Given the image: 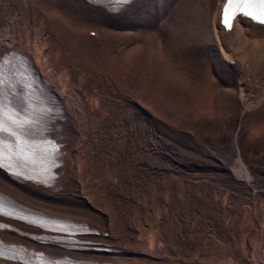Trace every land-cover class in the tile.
Instances as JSON below:
<instances>
[{"label":"bare ground","instance_id":"1","mask_svg":"<svg viewBox=\"0 0 264 264\" xmlns=\"http://www.w3.org/2000/svg\"><path fill=\"white\" fill-rule=\"evenodd\" d=\"M224 1L132 0L121 8L86 0H0V58L8 55L6 60L17 64L25 77L23 88L5 85L4 92L15 91L21 118L31 122L27 129H41L28 140L30 160L13 157L0 167V199L6 203H0V242L5 253L22 248L43 252L52 261L71 258L87 264H120L121 259L141 264H264V201L258 204L253 198L249 206H240L219 186L210 188L163 166L136 163L130 171L126 166L131 163L122 165L115 155L121 151L129 157L128 144L136 132L125 119L153 113L147 112L140 90L129 95L122 79L138 55L147 52L158 61L169 55V36L178 28L193 31L196 40L210 47V68L223 84L220 102L225 97L236 100L232 93L248 87V72L260 67L255 77L264 76V26L238 19L231 33L225 31L220 23ZM148 8L150 13L134 19ZM114 36L122 40L111 46ZM216 47L231 53L220 56ZM30 64L38 85L57 96L61 117L54 118L49 101L41 99L40 105L32 94ZM121 103H129L128 110ZM43 109L51 114L44 117ZM62 141L70 146L58 161L46 142L51 146ZM20 166L28 173L43 168L52 185L11 179L5 168ZM43 218L96 226L106 234L94 243L84 241L86 248L80 251L60 243L43 245L20 234L45 233L32 224ZM3 224L14 232L2 230ZM11 263L24 264L0 259V264Z\"/></svg>","mask_w":264,"mask_h":264},{"label":"rangeland","instance_id":"2","mask_svg":"<svg viewBox=\"0 0 264 264\" xmlns=\"http://www.w3.org/2000/svg\"><path fill=\"white\" fill-rule=\"evenodd\" d=\"M148 11L151 10L138 12L140 18L134 19L139 21ZM197 39L193 31L183 33L178 28L169 36V55L160 61L147 52L138 55L131 71L122 79L129 95L131 91L138 95L140 90L147 112L150 109L156 116L152 113L125 119L129 125H135L136 132L128 144L129 157L116 152L117 162L125 166L131 163L132 166H126L130 171L136 163L168 167L185 179L204 182L210 188L221 187L240 206H249L253 198L261 204L264 201V76L255 77L260 67L254 74L248 72V87L232 93L236 100L225 97L220 102L223 84L214 78L215 70L210 68V47L203 39ZM119 40L122 39L118 36L111 37L110 45ZM214 52L220 56L231 53L218 47ZM105 60L108 62L106 56ZM128 107L129 103L123 106L121 103L123 111ZM128 170L124 171V179ZM121 262L141 264L124 259Z\"/></svg>","mask_w":264,"mask_h":264},{"label":"snow or ice","instance_id":"3","mask_svg":"<svg viewBox=\"0 0 264 264\" xmlns=\"http://www.w3.org/2000/svg\"><path fill=\"white\" fill-rule=\"evenodd\" d=\"M97 3L119 4L122 8L131 4L132 0H97ZM238 18L264 26V0H225L221 13V26L225 31L231 33ZM4 85L3 67L0 66V167H3L4 162L10 161L13 157L24 161L32 158L27 151L29 144L26 131L31 122L28 119H22L21 114L13 110L11 102L5 95ZM5 137L11 138L14 144H7ZM7 153H11V155ZM2 211L3 209L0 207V212ZM5 258L17 259L15 256H6L3 245H0V259ZM45 264H62V262L46 261Z\"/></svg>","mask_w":264,"mask_h":264}]
</instances>
